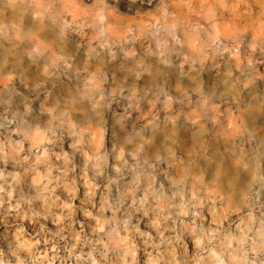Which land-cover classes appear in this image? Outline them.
Here are the masks:
<instances>
[{
	"label": "rangeland",
	"instance_id": "obj_1",
	"mask_svg": "<svg viewBox=\"0 0 264 264\" xmlns=\"http://www.w3.org/2000/svg\"><path fill=\"white\" fill-rule=\"evenodd\" d=\"M0 264H264V0H0Z\"/></svg>",
	"mask_w": 264,
	"mask_h": 264
}]
</instances>
